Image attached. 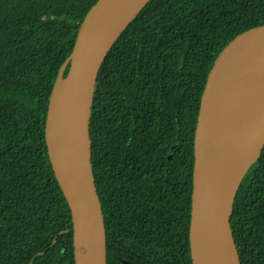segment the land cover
Returning a JSON list of instances; mask_svg holds the SVG:
<instances>
[{
	"label": "trees",
	"instance_id": "trees-1",
	"mask_svg": "<svg viewBox=\"0 0 264 264\" xmlns=\"http://www.w3.org/2000/svg\"><path fill=\"white\" fill-rule=\"evenodd\" d=\"M96 1L0 0V264H74L44 125L58 70ZM263 24L264 0H151L107 53L90 119L107 264H192L200 98L223 47ZM108 182L124 190L109 197ZM230 225L240 263L264 264V149Z\"/></svg>",
	"mask_w": 264,
	"mask_h": 264
},
{
	"label": "water",
	"instance_id": "water-1",
	"mask_svg": "<svg viewBox=\"0 0 264 264\" xmlns=\"http://www.w3.org/2000/svg\"><path fill=\"white\" fill-rule=\"evenodd\" d=\"M150 1L97 0L77 30L48 99L44 141L70 211L74 264H107L91 162L93 95L107 53ZM263 69L264 24L229 41L207 75L194 132L188 229L192 264H241L230 219L242 180L264 149V110L255 118L251 109L252 89Z\"/></svg>",
	"mask_w": 264,
	"mask_h": 264
},
{
	"label": "bare ground",
	"instance_id": "bare-ground-1",
	"mask_svg": "<svg viewBox=\"0 0 264 264\" xmlns=\"http://www.w3.org/2000/svg\"><path fill=\"white\" fill-rule=\"evenodd\" d=\"M252 98H251V109L253 116L260 118L263 115L264 110V69L261 72V75L252 89ZM209 126L204 133L202 134V140L204 139L206 133L210 130ZM107 237V236H106Z\"/></svg>",
	"mask_w": 264,
	"mask_h": 264
},
{
	"label": "flooded vegetation",
	"instance_id": "flooded-vegetation-1",
	"mask_svg": "<svg viewBox=\"0 0 264 264\" xmlns=\"http://www.w3.org/2000/svg\"><path fill=\"white\" fill-rule=\"evenodd\" d=\"M91 116H92V111H91ZM91 152H92V159H91V162H92V171H93V162H94V159H95V155L93 153V149H92V141H91ZM169 159L170 157H168V162H169ZM94 175V174H93ZM110 182V181H109ZM107 183V185L109 186V188L106 189V192L108 193L109 197H112L113 196V191L115 189V191H118L120 188H122L121 190H124L123 187H120L119 185H117V187L115 186V184H113L114 188L110 185V183ZM96 186V185H95ZM98 193V192H97ZM124 264H129L128 262H124Z\"/></svg>",
	"mask_w": 264,
	"mask_h": 264
}]
</instances>
